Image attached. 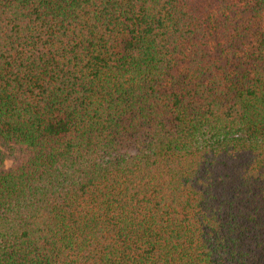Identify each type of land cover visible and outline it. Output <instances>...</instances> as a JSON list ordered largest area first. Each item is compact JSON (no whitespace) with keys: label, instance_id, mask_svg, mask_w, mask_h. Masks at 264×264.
<instances>
[{"label":"trees","instance_id":"trees-1","mask_svg":"<svg viewBox=\"0 0 264 264\" xmlns=\"http://www.w3.org/2000/svg\"><path fill=\"white\" fill-rule=\"evenodd\" d=\"M0 264H264V0H0Z\"/></svg>","mask_w":264,"mask_h":264},{"label":"rangeland","instance_id":"rangeland-1","mask_svg":"<svg viewBox=\"0 0 264 264\" xmlns=\"http://www.w3.org/2000/svg\"><path fill=\"white\" fill-rule=\"evenodd\" d=\"M8 156V155H7ZM11 164V157H5L4 161L2 164H0V168H8Z\"/></svg>","mask_w":264,"mask_h":264}]
</instances>
